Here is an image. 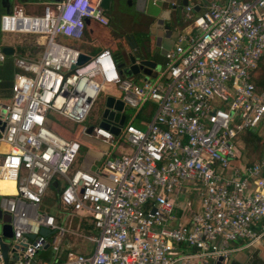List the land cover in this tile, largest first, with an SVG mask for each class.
<instances>
[{
    "label": "built area",
    "instance_id": "obj_1",
    "mask_svg": "<svg viewBox=\"0 0 264 264\" xmlns=\"http://www.w3.org/2000/svg\"><path fill=\"white\" fill-rule=\"evenodd\" d=\"M184 12L193 29L178 35L156 79L140 83L120 74L108 49L78 65L81 52L56 43L58 36L81 41L86 20L107 26L98 2L64 0L41 16L21 8L0 16L2 34L45 39L37 59L13 57L11 97L0 103V177L13 179L16 189L0 194V209L10 216V250L26 243L13 264H229L233 243L264 240V156L243 163L241 155L243 134L264 130V91L252 81L264 59V0ZM6 58L0 48V64ZM108 86L119 92L124 122L105 129L100 118L90 133L82 127L80 135L104 146L93 162L98 170H85L77 165L83 143L49 124L81 126ZM149 103L154 112L140 129L133 122ZM127 108L136 111L130 118ZM53 182L60 208L93 224L97 235L86 237L90 254L38 263L46 244L58 251L72 233L41 210ZM186 187L197 191L199 211L180 202ZM176 210L185 222L170 226ZM41 228L54 232L43 237ZM181 248L194 254L181 255Z\"/></svg>",
    "mask_w": 264,
    "mask_h": 264
},
{
    "label": "crops",
    "instance_id": "obj_2",
    "mask_svg": "<svg viewBox=\"0 0 264 264\" xmlns=\"http://www.w3.org/2000/svg\"><path fill=\"white\" fill-rule=\"evenodd\" d=\"M62 1L64 0H61V2ZM226 1L227 0H155L149 2L144 13H140L136 11L135 8L136 0H110L108 9L102 8L104 12V16L109 22L108 25L102 26L93 20H87V22H85L86 28L83 39L79 42L74 40L71 41L79 44V46L76 45L77 48L75 49L80 51L81 54H84L89 57L95 55L96 53L104 49L110 50L113 54L112 48L116 47V44L118 42H119L118 44H122L127 51H130V43L132 42V39L127 40V37H132L133 40L138 42V44H142L143 46L151 50L147 58L153 59V56H155L154 59L157 58V63L160 65V68L153 70L149 78H147L142 74H138L136 76L129 77L128 79L136 83H140L147 79L153 82L156 79L157 74L160 72L164 64V56L160 57L159 56L160 52L166 54V52L173 49V47L177 43V37L179 34L184 32H189L193 29L192 26L184 20V13H185L184 9L186 7V5H184V2H187V6L192 7L193 9L198 8L197 11L195 10L194 11L195 14H200L211 3L224 5ZM93 2L100 3V0H93ZM59 3L60 2H57V0H3V5L5 7L0 6V16L12 12L15 8H21L23 12L28 16H41L45 8L54 7L56 4ZM166 27H168L169 30H167ZM10 35H14V34H2L0 32V48L3 49L5 47H10L13 49V55L7 56V58L21 57L15 55L14 46L16 44L11 45V44L1 43L2 42L1 36H10ZM58 37H62V36H58ZM84 44L87 45V52H84L81 49H79ZM125 55H126V51H125ZM113 56L115 55L113 54ZM21 58L34 60L28 58L27 56ZM118 65L120 64L118 63ZM13 68L15 70L14 64H13ZM15 72L16 70L14 71V74ZM14 74H13V78H14ZM13 78H12V84H13ZM106 88L110 90V92H107L108 93L107 98L111 97L114 98L115 101H120L119 93L118 95L116 93L115 95L113 94V90L117 91L115 87L108 86ZM6 100L8 103L10 98ZM0 103H3L2 100H0ZM152 105L155 108V105L154 104ZM124 113H125V109H124ZM140 114L141 112L135 118L133 124L140 129H144V127L146 126L147 122L150 119L145 120L143 118H139ZM60 124L62 125V123ZM60 124L53 126L54 132L57 135L66 139H73L80 141L79 138L80 132L72 134L66 129H64ZM241 142L243 145V150L241 153L242 162L248 163L252 160H247L245 158V146L243 143V137L241 139ZM83 145L86 147L84 143ZM2 147L3 146L0 147V160L3 157L1 152H4L3 150H1ZM80 167L85 170L93 171L91 169L93 165L91 164L88 165L86 161H84ZM0 182H14V180L3 179L0 177ZM8 188H10L8 185L4 187L5 190ZM0 194L10 195V194H2L1 192ZM190 194H195V198L197 199L196 200L197 202L188 200V196ZM181 196H182L181 198H186L189 202H191V208L193 211L200 210V201L197 195V191L191 190V187L188 188L186 187L183 189V193ZM51 198L52 199H50V196L47 195L44 201V203L48 202L50 204V208L52 205L51 204L52 200L53 203L58 204L56 202V198L52 197V195ZM180 202L182 203V201ZM184 203L186 202H183L182 204ZM50 208L49 209L45 208L44 210L43 209L42 210L51 214ZM58 208H59V214L58 215L52 214V215L57 217L62 225L69 227V229H71L70 224L74 223L76 224V227H78L79 224H81V219L83 218L80 215L73 214L68 210L61 209L59 205ZM176 215L178 220H176L173 224H169L170 226L181 225L180 223L185 222V218H182L183 213H180V211L176 210ZM76 229L71 230L72 233L69 234L72 235L73 238L70 237L64 238L58 251H55L51 247H48L46 250L39 252L36 257L37 262L38 263L51 262L56 256L64 258L68 253L90 254L92 252V249H86L85 244L86 243L91 244L92 248H93V244L87 241L86 236H84L79 231H76ZM77 239H81L80 241H85V242L83 244L78 243ZM231 246L234 252L231 253V256L229 258V264H264V240L253 244L239 241L233 243ZM179 251L181 255L194 254L193 250L187 248H181L179 249ZM189 264H201V263L197 259L193 258L192 260H190Z\"/></svg>",
    "mask_w": 264,
    "mask_h": 264
},
{
    "label": "water",
    "instance_id": "obj_3",
    "mask_svg": "<svg viewBox=\"0 0 264 264\" xmlns=\"http://www.w3.org/2000/svg\"><path fill=\"white\" fill-rule=\"evenodd\" d=\"M150 1L155 0H136V11L140 13H144L147 5ZM57 2H61V0H57ZM110 0H100L99 7L108 9ZM184 5L187 6V2H184ZM0 6L3 5V0H0ZM5 7V6H4ZM195 11L198 10V8H194ZM87 22V20H86ZM167 30H169L168 27H166ZM130 43V51L126 52L127 57V68L121 69L123 67V64L118 65V68L120 69V74H123L127 77L136 76L138 74H142L149 78L151 76V73L153 70L159 69L160 65L157 63V58L154 59L155 56H153V59H148V55L150 53V49L143 46L142 44H138L135 40H133L132 37H128L127 40H131ZM2 52L6 56H12L13 55V49L10 47H5L2 49ZM165 54L163 52H160L159 56H164ZM89 57L81 54L79 57L78 65L84 64L86 61H88ZM105 107L102 112V122L100 124L101 127L108 129L111 121L117 122V125L121 126L124 122V117H120V112L122 111L123 104L120 101H115L114 98H107L105 100ZM4 129V126L0 127V131L2 132ZM92 128L90 127L88 129V133H90ZM111 131L114 135H118L119 128L113 127L111 128ZM56 182L52 183L53 187H56ZM54 231L41 228L39 231V234L43 237H47L51 234H53ZM13 238V231L12 227L10 226V216L7 213H3L0 209V249L3 256V264H13L17 258L18 253L22 252L25 249L26 243H20L15 245L11 250L9 248V241ZM35 238L34 235H27L26 241L33 240ZM48 248V244L44 246V250ZM9 254H12L10 256ZM219 264V263H217Z\"/></svg>",
    "mask_w": 264,
    "mask_h": 264
},
{
    "label": "rangeland",
    "instance_id": "obj_4",
    "mask_svg": "<svg viewBox=\"0 0 264 264\" xmlns=\"http://www.w3.org/2000/svg\"><path fill=\"white\" fill-rule=\"evenodd\" d=\"M4 40V41H3ZM1 43L2 44H11V45H14V48H15V55H18V50L17 48H24L25 51H26V54H27V57L30 58V59H37L40 55H41V52L43 51V44L45 42V39L38 36V35H20V34H14V35H10V36H1ZM56 43L58 44H61V45H65V46H68V47H71V48H77V46H79L78 43H75V42H72L71 39H68V38H65V37H58L56 38ZM120 41V40H119ZM119 43V42H118ZM116 44V47H113V54L115 55L114 57L116 58L117 62L119 64H123V67L121 69H126L127 68V57L125 55V51L126 52H129L126 50L125 47H123L122 44ZM77 45V46H76ZM79 49H81L82 51L84 52H87V45L84 44L83 46H81ZM89 53V52H88ZM127 77V76H126ZM129 78V77H127ZM107 92H110V90L108 88H105L101 95L99 96V98L97 99V101L95 102V104L93 105V110H92V113L90 115V117L87 119V121L82 124L81 126L79 125H75V124H71L69 122H64V121H58V120H54L56 123L60 124L62 123V127L64 129H66L67 131H69L70 133H79L80 130L82 129V127L84 126H87V127H90V126H96V125H99V122H100V118L102 116V112H103V109L105 107V103L104 101L106 100L107 98ZM112 92V90H111ZM115 93L118 95V91L116 90H113V94L115 95ZM0 100H2L3 103H7V100L5 98H0ZM136 113L135 110H132V109H125V115L127 116V118H130L131 116H133L134 114ZM139 118H142V115L140 114ZM253 134H257L258 133V129L257 130H253L252 131ZM80 135V133H79ZM259 137L261 138V140L264 141V130L263 131H260L258 133ZM80 141L83 142L86 147H85V152L83 154H81V157L82 159H79V163H78V166L80 167L81 164L86 161V163L89 165H93V167L91 168L93 171H96L98 170V167L100 166V163H94V159H98V156L100 155L101 152H103L104 150V146L102 143H100L99 141H93V140H90V139H87V138H84L82 135H80ZM122 141V140H120ZM116 140L113 142L115 144ZM259 142H257L258 144ZM118 143L115 145V148L113 149V151L116 149ZM60 183V187L62 186V182H59ZM16 194V189H15V181H14V192L10 195H15ZM48 195L50 196V199L51 198V192L49 191L48 192ZM1 200V199H0ZM188 200H192V201H195L197 202L196 198H195V194H190L188 196ZM186 198H181L180 201L183 202H187L188 201ZM51 208H50V204L48 202H45L44 205L41 207V210L43 209H49L50 208V213L53 214V215H58L59 214V208H58V204L56 203H53V200H52V203H51ZM45 206V208H44ZM42 210V211H43ZM71 225V229L70 230H74L76 229V224H70ZM81 239H77V242L78 243H84L85 241H80ZM83 240V239H82ZM10 242V241H9ZM69 242H72V241H69ZM86 249H92V245L89 244V243H86ZM48 251V250H47Z\"/></svg>",
    "mask_w": 264,
    "mask_h": 264
},
{
    "label": "trees",
    "instance_id": "obj_5",
    "mask_svg": "<svg viewBox=\"0 0 264 264\" xmlns=\"http://www.w3.org/2000/svg\"><path fill=\"white\" fill-rule=\"evenodd\" d=\"M17 50L19 56H27L24 48H17ZM12 62L13 58L8 57L2 64H0V98L8 99L11 97L12 78L15 71ZM252 81L255 84L258 92L264 91V59L260 61L258 68L253 72ZM154 109L155 108L152 104H147L146 106H144L141 111L142 118L145 120H149L153 114ZM54 125H58V123L53 122L49 124V127L53 131ZM242 137L245 146V158L247 160H252L250 162L260 159L264 155V141L261 140L258 133L253 134L252 132H245ZM257 142L259 143L257 144ZM1 150L5 151L6 149L5 147H2ZM85 151V146H81L77 165L80 162L79 159H82L81 154H83ZM6 185H8L10 188L5 190L4 187ZM49 190L51 192L52 197L56 198V188L50 186ZM0 192L2 194H12L14 192V182H0ZM57 221L59 222L58 218ZM76 231H79L86 237L97 235V231L94 228L93 224H88L85 219H81V224H79ZM65 237L73 238L72 235H66Z\"/></svg>",
    "mask_w": 264,
    "mask_h": 264
},
{
    "label": "bare ground",
    "instance_id": "obj_6",
    "mask_svg": "<svg viewBox=\"0 0 264 264\" xmlns=\"http://www.w3.org/2000/svg\"><path fill=\"white\" fill-rule=\"evenodd\" d=\"M92 110H93V109H92ZM92 110H91V112H90V114H89L88 118L90 117V115H91V113H92ZM88 118H87V119H88Z\"/></svg>",
    "mask_w": 264,
    "mask_h": 264
},
{
    "label": "flooded vegetation",
    "instance_id": "obj_7",
    "mask_svg": "<svg viewBox=\"0 0 264 264\" xmlns=\"http://www.w3.org/2000/svg\"><path fill=\"white\" fill-rule=\"evenodd\" d=\"M128 38V37H127Z\"/></svg>",
    "mask_w": 264,
    "mask_h": 264
}]
</instances>
